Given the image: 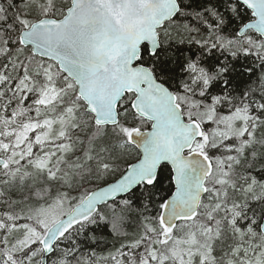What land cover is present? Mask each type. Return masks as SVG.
I'll use <instances>...</instances> for the list:
<instances>
[{"label": "snow or ice", "instance_id": "snow-or-ice-1", "mask_svg": "<svg viewBox=\"0 0 264 264\" xmlns=\"http://www.w3.org/2000/svg\"><path fill=\"white\" fill-rule=\"evenodd\" d=\"M0 264H264V0H0Z\"/></svg>", "mask_w": 264, "mask_h": 264}]
</instances>
